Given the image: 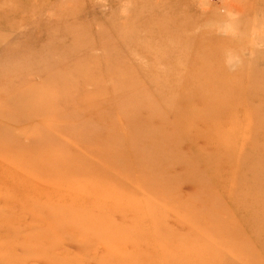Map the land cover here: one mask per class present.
I'll list each match as a JSON object with an SVG mask.
<instances>
[{"label":"rangeland","instance_id":"1","mask_svg":"<svg viewBox=\"0 0 264 264\" xmlns=\"http://www.w3.org/2000/svg\"><path fill=\"white\" fill-rule=\"evenodd\" d=\"M179 31L193 52L167 47ZM168 60L186 82L253 79L217 151L210 94L190 98ZM257 72L264 0H0V264H264ZM158 121L198 137L161 145Z\"/></svg>","mask_w":264,"mask_h":264},{"label":"bare ground","instance_id":"2","mask_svg":"<svg viewBox=\"0 0 264 264\" xmlns=\"http://www.w3.org/2000/svg\"><path fill=\"white\" fill-rule=\"evenodd\" d=\"M19 10V9H18ZM22 11V10H21ZM20 12V11H19ZM30 18V17H29ZM23 19H27L28 20V18H23ZM3 22V21H2ZM5 24V23H4ZM26 24V23H25ZM7 26V25H6ZM171 34H172V36L174 37V40H173V43L171 44V45H168L167 47H169V48H171V52H177V51H179L180 50V48H182V47H188V48H190L191 49V51H192V49H194V45H192V44H189V45H184V44H182L181 43V37H183V34L181 33V31H179L178 32V34L176 35V33H174V32H171ZM185 35H186V33L184 34V38H185ZM171 36V35H170ZM120 37H121V35L119 34V41H121V39H120ZM172 37V38H173ZM165 42H167V40H163V41H161V43H159L158 44V46L160 47V46H165L166 45V43ZM170 43V42H169ZM201 45V44H200ZM193 47V48H192ZM161 49V48H160ZM168 49V48H167ZM193 52V51H192ZM193 54V53H192ZM152 57V58H151ZM167 57H168V55H167V53H164L161 57H160V59L162 60V61H166V59H167ZM155 59L156 58H153V56H151V55H148V60H150L149 62H148V64H147V66L150 64V63H152L153 61H155ZM169 62H165L166 63V69H167V71L166 72H168L170 69L169 68H172V67H174V66H172V65H174L177 61H173V60H168ZM147 62V61H146ZM168 63L170 64L169 66H168ZM146 65V64H145ZM168 66V67H167ZM175 72V73H177L176 75H172V78H175L179 83H180V87H183V86H188V85H190V86H192L193 88H192V90H191V92H190V98H194V99H196V100H199L200 101V96H201V94L203 93H206V92H208L209 94H210V96H207V98L205 99H203L199 104H198V106H206V107H209L211 110H215V113H214V115H212L211 117H209V118H207V119H205V120H203L204 121V124L206 125V127H207V132H206V140H207V143H204L203 145L205 146V144H208L209 145V148L210 149H214V150H218V149H220V147H218L217 145L215 146V141L213 142V140H217V141H219V140H222L221 139V137H223V128L225 127L224 125H226L227 124V121H225L224 120V115H226V113L227 112H229V110H231L233 107H234V105H236V104H238V102H239V100L241 99V97H240V95H241V93H246V91H248L247 90V83H251L252 81H253V79L251 80V81H248L246 84H244V85H240V83H241V79L240 78H235L234 79V77L233 76H231V79L226 83L224 80H222L220 77H210V79H207V80H205V81H202L201 79L200 80H198V79H196V80H190V82H186L185 81V78L184 77H182L181 76V74H178V72H177V70H170V72ZM258 74H259V72H257ZM159 74V72H157V74H155V75H158ZM160 74L162 75V72H160ZM168 75H166L165 77L167 78V79H170L171 78V76H168ZM257 79L260 81L259 83H262V84H264V78H263V76L261 75V74H259L258 76H257V78H256V81H257ZM249 88V87H248ZM177 95H178V93L176 92L175 94L173 93L172 95H170V96H167V100H168V106L166 107V109H167V112L168 113H170V114H173V116L176 118V116H178V114H180L181 112H183L184 110H185V108L184 107H182L180 104L177 106V104L176 103H174L173 102V100L175 99V98H177ZM229 96H230V98H229ZM241 102V101H240ZM151 103V102H150ZM152 104H153V102H152ZM240 104V103H239ZM238 104V105H239ZM155 105V104H154ZM161 105H162V103H161ZM170 111V112H169ZM181 120V119H180ZM176 121H177V119H176ZM188 121V120H187ZM230 122V121H229ZM175 123H177V122H175ZM175 123H174V125H175ZM192 124V123H191ZM195 124V123H194ZM199 124H201V123H199ZM196 125H197V122H196ZM155 126H157L158 128H160L159 130V134H160V136L161 137H159V135H158V133H157V136L159 137L158 138V140L159 141H161V140H164V143L163 144H161V145H164V144H166V140H167V138H169L170 139V142L172 141V140H178V138H179V134H183V135H181V137H180V140H182V139H184L185 141H188V142H190V141H193V142H195V138H197L198 136V133H197V135H195L196 133H188V131H187V126H189V124L188 123H185V124H180V123H178V126H179V129H177V128H174V127H172L171 125H170V123H168V124H165L164 122H162V121H158V122H156V124H155ZM199 126V125H198ZM204 126V125H203ZM227 126V125H226ZM192 127H193V125H192ZM205 127V128H206ZM190 128V127H189ZM194 128V127H193ZM187 132H186V131ZM192 131V130H191ZM190 131V132H191ZM214 132H216V133H214ZM18 133H20V132H18ZM203 136V135H202ZM205 136H203L202 137V139H200V140H202L203 141V138L205 137ZM200 137H201V135H200ZM204 139V142L206 141ZM183 141V140H182ZM196 141H198V140H196ZM200 142V141H199ZM220 143V142H219ZM191 144V143H190ZM189 144V145H190ZM200 144V143H199ZM216 144H218V143H216ZM160 145V146H161ZM201 146V145H200ZM199 147V146H198ZM222 149V148H221ZM206 150V149H205ZM203 151V150H202ZM209 152V154L211 153V152H213V151H208ZM228 153V152H227ZM200 154H201V152H200ZM211 155H213V154H211ZM223 155V154H222ZM227 155V154H226ZM226 155H223V156H221L220 158H225L224 156H226ZM200 156V155H199ZM212 157V156H211ZM217 158V157H216ZM216 158L214 159V161H216V163H218V159L219 158H217V160H216ZM203 159V158H202ZM208 159H210V157H208ZM212 160V159H211ZM210 160V161H211ZM222 160H224V159H222ZM207 162H209V161H207ZM221 162V161H220ZM224 162V161H223ZM211 163H213V162H211ZM211 163H210V165H211ZM225 164V163H224ZM227 165H228V163H226ZM210 165H209V167H210ZM216 165V164H215ZM204 166H205V164H204ZM213 166H214V163H213ZM213 166L211 167V168H213ZM222 166V165H221ZM217 167H218V165H217ZM215 168H216V166H215ZM219 168V167H218ZM217 169V168H216ZM218 170H222L221 168L220 169H218ZM224 170H226V169H224ZM224 170H222L223 172H225ZM222 172H218V174H216V176L218 175V176H221V175H219V174H221ZM220 178V177H219ZM215 179H218V177L217 178H215ZM221 180V179H220ZM27 184V183H26ZM120 184H123V182L121 183L120 182ZM20 186V185H19ZM25 186V185H24ZM46 187V186H45ZM10 188V187H9ZM25 188V187H24ZM31 188V187H30ZM33 189L34 190H36L35 189V187H33ZM32 189V190H33ZM39 189V188H38ZM37 189V190H38ZM44 189V188H43ZM27 191V190H26ZM19 192V191H18ZM22 192V191H21ZM39 192V191H38ZM46 192V191H45ZM72 192V191H71ZM25 193H28V192H25ZM29 193H30V191H29ZM35 193V192H34ZM19 194V193H18ZM22 194V193H21ZM35 194H37V192L35 193ZM58 194V193H57ZM56 194V195H57ZM65 194V193H64ZM31 195H34V194H31ZM56 195H55V199L56 198H58V197H56ZM67 195H70V194H67ZM19 196V195H18ZM21 196H23V195H21ZM21 196H19V197H21ZM26 196V195H25ZM37 196H39V195H37ZM46 196H47V194H46ZM33 197V196H32ZM43 197V196H42ZM48 197L50 198L51 197V195L49 196L48 195ZM47 197V198H48ZM54 197H52L51 199H53ZM64 198V197H63ZM71 198V197H70ZM60 200V199H59ZM63 200V199H62ZM64 200H66V199H64ZM54 201H56V200H54ZM69 201V200H68ZM111 203V202H110ZM28 204V203H27ZM75 205H76V203H75ZM74 205V206H75ZM80 206V205H79ZM135 213V212H134ZM66 214V213H65ZM41 217H43V215H41L40 214V218ZM70 221V220H69ZM47 222V221H46ZM55 223V222H54ZM52 224H53V222H52ZM53 225H55V224H53ZM109 231V233L110 234H112L113 233V230H108ZM66 232H68V231H66ZM97 232L100 234V233H102L103 231L101 230V229H98L97 230ZM78 233V232H77ZM134 231H131V230H127L126 232L125 231H123V236L126 238V239H134L133 237L135 236L136 237V235H134ZM142 238V237H141ZM146 238V237H145ZM144 239V238H143ZM137 240V239H136ZM141 240V239H140ZM139 240V241H140ZM144 241H145V239H144ZM148 244V243H147ZM130 245H131V247L132 246H134V245H136L135 243H133V242H131L130 243ZM142 246V245H141ZM142 247H144V246H142ZM141 247V248H142ZM157 249V248H156ZM154 250V249H153ZM151 253V252H150ZM155 253V252H154ZM152 254V253H151ZM158 254H159V252H158ZM164 254V253H163ZM134 256H133V258H134V260L136 261V260H138L139 259V257L136 255V254H133ZM148 255V254H147ZM150 256V255H149ZM146 257V256H145ZM144 260V259H143ZM60 261V260H59ZM145 261V260H144ZM169 264H171V262H169V261H167ZM59 263V262H58ZM139 264H147V262H143V263H139ZM153 264V263H152ZM164 264V263H163Z\"/></svg>","mask_w":264,"mask_h":264}]
</instances>
